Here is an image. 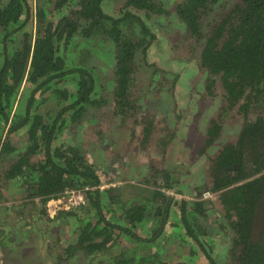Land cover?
Listing matches in <instances>:
<instances>
[{
    "label": "trees",
    "instance_id": "obj_1",
    "mask_svg": "<svg viewBox=\"0 0 264 264\" xmlns=\"http://www.w3.org/2000/svg\"><path fill=\"white\" fill-rule=\"evenodd\" d=\"M219 1L182 0L175 6L183 44L196 45L199 51L200 89L221 98L196 146V157H205L206 181L190 185L188 198L170 189L184 183L178 181L180 173L154 160L143 168L145 179L130 184L129 190H99L102 183H119L110 171L135 159L129 155L135 153L134 138L142 156L138 164H143L151 147L169 161L170 147L184 135L165 121L155 122L152 112L144 109L149 93L137 82L134 65L137 52L145 58L157 39L147 21L150 15H166L161 3L0 0L2 185L25 201L39 199L43 205L66 190L85 191L84 207L59 212L53 220L41 219L47 235L40 242L42 264L49 253L54 255L51 264H217L218 240L225 245L221 259L227 263L264 264V0H239L220 13ZM106 4L120 11L110 14ZM206 17L212 19L205 22ZM33 23L32 34L28 27ZM100 54L113 64V78L106 86L86 64L87 57ZM148 67L155 68L148 88L160 94V77L175 74ZM174 78L173 86L178 76ZM103 107L118 120L114 129L122 131L125 141L124 150L113 153L103 138H96L104 153L100 170L88 157L93 149L88 154L83 144L62 137L74 124L87 122L90 113L100 116ZM231 113L244 121L235 140L221 145ZM97 128L103 137L101 118ZM184 136L191 148L192 141ZM206 191L214 194L212 200L202 198ZM54 229L63 236L52 240ZM28 240L34 239L24 236L20 244ZM166 242L178 244L185 252L182 259L162 261Z\"/></svg>",
    "mask_w": 264,
    "mask_h": 264
},
{
    "label": "rangeland",
    "instance_id": "obj_2",
    "mask_svg": "<svg viewBox=\"0 0 264 264\" xmlns=\"http://www.w3.org/2000/svg\"><path fill=\"white\" fill-rule=\"evenodd\" d=\"M182 0H157L161 3L166 15L154 16L150 15L147 24L151 31L155 33L157 39L149 46L145 58H142L140 51L137 52L134 60V65L137 68V82L142 89L148 92V101L144 106L145 110L152 112L155 122L165 121L170 128H175L179 134L186 135L191 141L193 146L189 148L185 142V136H178L176 142L178 144L172 145L169 151V161L167 157L163 159L162 155L158 153V150L151 147L150 154H146V159L143 164H138L141 161L142 156L138 153V138H134L132 147H135V153L130 152V160L135 157L129 164H117L118 171H110V175L115 176L119 180V183H102L103 190L120 186L125 190L130 189V184L135 186L139 184L138 180H144L143 168L147 166L151 160H154L158 165H161L164 169H168L172 172H179V182L183 184L173 185L170 188L176 191L183 192L182 194L188 198L187 194L190 185H194L197 182H205L207 173L204 168L205 157H196L197 142L204 139V131L207 122L212 118L214 113L218 111V107L221 102L220 97L207 96L205 92L200 89V75L197 69L196 59L198 50L196 45H191L189 42L183 44L182 31L177 27L175 6ZM239 0H220L221 10L226 8L230 9L238 3ZM106 6H110L106 4ZM110 14L116 16L120 9H113L109 7ZM226 9V10H228ZM212 17H206V21H209ZM28 27V32L33 34V23ZM167 48V50H166ZM86 64L94 67L97 71L99 84L106 86L109 80L113 77V64L109 61L108 57L100 55H90L87 57ZM194 64V65H192ZM148 65L158 66L163 70H167L172 74L178 76V82L173 86L172 80L175 75L167 74L163 78L162 86L163 91L153 93L152 87L148 88V79L151 77L155 68L148 67ZM154 82L159 81L157 76H153ZM139 88V87H138ZM142 90L141 88H139ZM153 93V94H151ZM216 93L215 95H217ZM151 101V103H149ZM94 111V110H92ZM100 116H94L92 113L85 117L87 122L81 121L79 126L74 124L63 135L62 140L68 143L83 144L81 149L89 154V151L93 149V152L88 156L91 157L93 164L100 170H102L101 160L104 159V153L101 151L102 147H98L96 138L104 139V144H107L109 150L116 153L115 150L123 149V143L125 136L122 131L117 132L114 129V125L118 123L116 117H113L111 110L107 107H103L99 112ZM101 118L102 123L105 126L103 130V137L97 128V119ZM92 121V122H88ZM227 126L221 138V145L226 142L234 141L239 131L240 125L244 121V118L240 115L231 113L226 118ZM105 132H107L105 134ZM96 133L98 135L96 136ZM100 135V136H99ZM219 145V144H218ZM219 145V146H221ZM93 147V148H92ZM217 148L213 149L214 151ZM210 152H208L209 154ZM123 151H120V155ZM136 158L138 160H136ZM136 160V162H135ZM102 162V166H103ZM130 167V168H129ZM116 169V170H117ZM126 169V170H124ZM137 173H142L138 174ZM145 176V175H144ZM142 178V179H141ZM177 178V177H175ZM122 181V182H121ZM137 183V184H136ZM173 192L171 190L165 191ZM214 198V194L212 195ZM0 264H42V251L40 250V242L43 237H47L45 224L42 218L50 219L46 212V205H43L39 199L25 201L23 196H18L9 191L2 185L0 180ZM210 199V200H212ZM217 199V196H216ZM44 209V215L42 210ZM43 215V217H42ZM40 216V217H39ZM211 235L215 237L217 230L214 225L210 228ZM169 231L171 235L173 233ZM57 234L62 237V230L54 229L51 235L52 240L56 239ZM32 236L34 240H28L24 245V236ZM29 243V244H28ZM224 246L220 244L219 240L215 241L214 257L218 256L217 264H229L226 259H221L224 255ZM185 252L179 251L178 244L173 243L164 244L163 251L161 252V259L163 262H175L182 259ZM200 255V253H198ZM49 258L46 264L53 263L54 255L49 253ZM203 256V255H202ZM221 260V262H220ZM204 264L203 260H199ZM83 263L80 262V264ZM68 264H75L74 261H70Z\"/></svg>",
    "mask_w": 264,
    "mask_h": 264
},
{
    "label": "built area",
    "instance_id": "obj_3",
    "mask_svg": "<svg viewBox=\"0 0 264 264\" xmlns=\"http://www.w3.org/2000/svg\"><path fill=\"white\" fill-rule=\"evenodd\" d=\"M103 186H99V190H103ZM168 195L179 198L180 196L173 192H167ZM210 192H204L203 199H212ZM46 212L48 217L53 220L59 212L70 211L82 208L86 205L85 191L84 190H66L57 198H51L46 202Z\"/></svg>",
    "mask_w": 264,
    "mask_h": 264
},
{
    "label": "flooded vegetation",
    "instance_id": "obj_4",
    "mask_svg": "<svg viewBox=\"0 0 264 264\" xmlns=\"http://www.w3.org/2000/svg\"><path fill=\"white\" fill-rule=\"evenodd\" d=\"M206 192H209V191H206ZM211 193V192H210ZM213 195V193H211ZM217 196V195H216Z\"/></svg>",
    "mask_w": 264,
    "mask_h": 264
}]
</instances>
